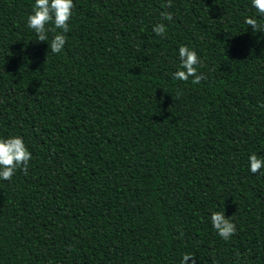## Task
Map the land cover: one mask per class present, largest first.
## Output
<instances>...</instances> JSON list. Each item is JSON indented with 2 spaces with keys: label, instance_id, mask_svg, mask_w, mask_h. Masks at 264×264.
I'll use <instances>...</instances> for the list:
<instances>
[{
  "label": "trees",
  "instance_id": "16d2710c",
  "mask_svg": "<svg viewBox=\"0 0 264 264\" xmlns=\"http://www.w3.org/2000/svg\"><path fill=\"white\" fill-rule=\"evenodd\" d=\"M73 3L53 54L54 33L27 26L35 0H0V139L32 154L0 179V264H264V168L249 166L264 158V32L244 22L264 17L251 0ZM180 46L199 84L174 78Z\"/></svg>",
  "mask_w": 264,
  "mask_h": 264
},
{
  "label": "clouds",
  "instance_id": "9594fccd",
  "mask_svg": "<svg viewBox=\"0 0 264 264\" xmlns=\"http://www.w3.org/2000/svg\"><path fill=\"white\" fill-rule=\"evenodd\" d=\"M259 16L264 17V0H251ZM172 6L171 0H167L166 4H162L164 8ZM75 7L73 0H35L33 13L27 18V26L34 30L37 34L39 42L49 40V31L53 32L51 39L50 51L53 54H59L65 47L67 37L65 33L69 31V20L73 14ZM162 20H173L170 12L161 13ZM53 23V28H47L46 25ZM253 32H264V23H260L256 18L247 17L244 21ZM60 30V31H57ZM166 25L159 23L153 27V32L158 36L166 35ZM180 69L173 76L177 80L188 81L192 79L193 84H199L205 77L198 73V66L201 65V59L196 51L188 46L179 47ZM32 154L25 145L21 136H11L6 139H0V179L5 181L11 180L18 169L27 174V169ZM249 166L253 174L261 172L264 168V158H258L256 154L249 156ZM264 175V172H261ZM211 224L217 234L225 241L233 236L237 227L231 218L226 217L225 212H213L211 215ZM181 232V237L183 236ZM192 259V264H196L195 256L184 254L181 264H188L189 259Z\"/></svg>",
  "mask_w": 264,
  "mask_h": 264
}]
</instances>
